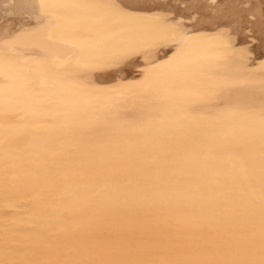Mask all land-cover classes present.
Segmentation results:
<instances>
[{
	"label": "snow or ice",
	"instance_id": "obj_1",
	"mask_svg": "<svg viewBox=\"0 0 264 264\" xmlns=\"http://www.w3.org/2000/svg\"><path fill=\"white\" fill-rule=\"evenodd\" d=\"M0 7L6 17L24 21L0 37V115L58 121L73 136L105 130L108 138L86 147L78 168L80 176L101 180L102 191L110 189V210L139 214L145 203L163 209L186 200L213 218L228 211L227 201L212 199L197 182L192 158L176 154L184 142L258 141L262 161L259 242L249 233L243 241L218 234L192 244L196 252L242 251L241 260L135 258L145 253L139 241L147 237L131 236L82 250L94 258L32 264H264V92L237 91V82L209 61L207 38L187 28L193 4L181 0L176 10L158 0H5ZM212 39L225 56L235 53L228 32ZM129 68L139 78L121 75ZM122 142L141 150L122 151ZM85 187L67 194L91 204Z\"/></svg>",
	"mask_w": 264,
	"mask_h": 264
},
{
	"label": "bare ground",
	"instance_id": "obj_2",
	"mask_svg": "<svg viewBox=\"0 0 264 264\" xmlns=\"http://www.w3.org/2000/svg\"><path fill=\"white\" fill-rule=\"evenodd\" d=\"M4 2L0 0V5ZM158 2L182 10L177 7L181 0ZM188 2L194 7L185 13L186 19L188 13L192 15L187 28L193 35L204 34L207 38L204 54L209 61L237 82V91L259 97L264 92V71L260 69L264 62V0ZM196 4L204 7L197 9ZM9 26L19 29L24 21L6 17L0 7V37ZM222 30L232 37L233 55L225 56L215 47L218 42L212 37ZM142 66L143 60L138 64ZM121 75L139 78L131 68ZM101 79L111 82V77ZM108 135L97 129L73 136L58 121L36 122L0 115V264L94 258L82 250L98 249L131 236L147 237L139 241L145 253L135 258L153 261L244 258L238 250H193V242L218 234L243 241L249 233H255L259 242L262 161L258 141L230 138L177 145V155L192 158L191 163L199 170L197 182L204 191L214 200L228 202V211L213 218L200 213L199 202L186 200L163 209L145 203L139 214L110 210V189L102 191L98 187L101 180L80 176L78 168L84 149L103 143ZM120 147L133 154L141 150L136 143L122 142ZM78 185H86L84 195L93 203L85 204L67 194Z\"/></svg>",
	"mask_w": 264,
	"mask_h": 264
}]
</instances>
